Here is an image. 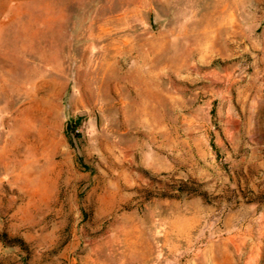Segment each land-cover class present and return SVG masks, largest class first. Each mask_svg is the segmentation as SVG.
I'll return each mask as SVG.
<instances>
[{"label":"rangeland","instance_id":"1","mask_svg":"<svg viewBox=\"0 0 264 264\" xmlns=\"http://www.w3.org/2000/svg\"><path fill=\"white\" fill-rule=\"evenodd\" d=\"M0 264H264V0H0Z\"/></svg>","mask_w":264,"mask_h":264}]
</instances>
